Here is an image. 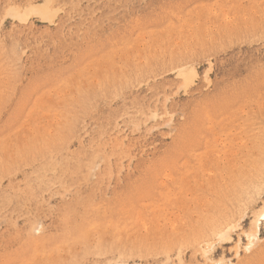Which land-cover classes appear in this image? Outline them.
Wrapping results in <instances>:
<instances>
[{"label": "rangeland", "instance_id": "1", "mask_svg": "<svg viewBox=\"0 0 264 264\" xmlns=\"http://www.w3.org/2000/svg\"><path fill=\"white\" fill-rule=\"evenodd\" d=\"M0 264H264V0H0Z\"/></svg>", "mask_w": 264, "mask_h": 264}, {"label": "bare ground", "instance_id": "2", "mask_svg": "<svg viewBox=\"0 0 264 264\" xmlns=\"http://www.w3.org/2000/svg\"><path fill=\"white\" fill-rule=\"evenodd\" d=\"M228 228V227H227ZM257 228H258V226H257ZM253 234V233H252Z\"/></svg>", "mask_w": 264, "mask_h": 264}]
</instances>
